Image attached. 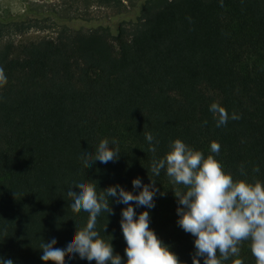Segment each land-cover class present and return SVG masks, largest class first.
I'll use <instances>...</instances> for the list:
<instances>
[{
	"label": "trees",
	"instance_id": "obj_1",
	"mask_svg": "<svg viewBox=\"0 0 264 264\" xmlns=\"http://www.w3.org/2000/svg\"><path fill=\"white\" fill-rule=\"evenodd\" d=\"M123 1L93 0L114 12L101 19L89 17V3L81 13L28 6L0 15V257L14 264H44L43 242L65 248L86 226L88 213L67 196L74 181L138 194L137 177L164 195L152 209L133 203L136 213L148 211L158 238L192 264L195 238L176 223L173 185L150 171L175 139L214 155L234 179L264 183V0H136L131 9ZM32 28L52 35L16 41ZM214 102L229 114L224 126L209 111ZM104 139L118 159L86 168L82 154ZM108 199L114 214L102 212L96 230L126 259L119 221L127 205ZM239 247L223 264H256L249 243ZM64 264L95 261L73 254Z\"/></svg>",
	"mask_w": 264,
	"mask_h": 264
},
{
	"label": "clouds",
	"instance_id": "obj_2",
	"mask_svg": "<svg viewBox=\"0 0 264 264\" xmlns=\"http://www.w3.org/2000/svg\"><path fill=\"white\" fill-rule=\"evenodd\" d=\"M6 83L7 77L0 67V86ZM209 111L213 114L217 127L226 125L229 114L225 108L214 102L209 106ZM239 118L235 113L231 116L233 120ZM145 139L149 143L148 151L155 154L153 135L145 133ZM210 150L219 154L220 145L213 141ZM119 154V149H114L104 139L98 144L95 154L85 151L82 159L88 168L95 161L103 164L115 162ZM259 170V167L253 168L254 172ZM150 171L153 176H159L163 171L173 185L171 191L178 204L176 223L195 238L192 264H200L197 257L203 258V264H223V261L239 254V246L245 241L249 243L256 264H264V183L255 179L251 182L234 179L224 171V166L214 155L205 156L180 139L170 141L162 157L153 155ZM240 172L245 174L243 167ZM131 183L134 189H139L138 194H133L118 184L98 193L96 183L74 181L67 196L73 202L71 207L74 211L88 213L86 226L75 230L65 248L54 247L57 243L55 238L50 242H43L40 245V259L44 264H64L65 257L72 258L73 254L80 259L94 260L95 264H183L150 228L149 212L141 211L137 214L132 206L135 203L137 207L152 209L156 194L163 196L164 193L155 186L154 180L143 184L137 177ZM73 188L79 191H73ZM109 197L114 198L117 203L127 205L121 209L119 221L126 244V259L114 254L110 243L112 237L105 241L96 230L97 217L102 212L114 214L109 205ZM102 230L106 231V224ZM0 264L14 262L0 257ZM236 264L241 262L236 261Z\"/></svg>",
	"mask_w": 264,
	"mask_h": 264
},
{
	"label": "rangeland",
	"instance_id": "obj_3",
	"mask_svg": "<svg viewBox=\"0 0 264 264\" xmlns=\"http://www.w3.org/2000/svg\"><path fill=\"white\" fill-rule=\"evenodd\" d=\"M136 0H124L127 9H131V4ZM89 3L87 10L89 17L95 19L109 18L114 12L110 8L99 7L93 0H0V15H15L22 13L28 6L38 10H47L51 7L56 9L70 8V13H81ZM75 11V12H74ZM49 23V22H46ZM47 25V24H46ZM52 28H32L25 34L16 36V41H28L41 37L42 35H52Z\"/></svg>",
	"mask_w": 264,
	"mask_h": 264
}]
</instances>
